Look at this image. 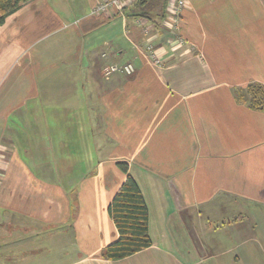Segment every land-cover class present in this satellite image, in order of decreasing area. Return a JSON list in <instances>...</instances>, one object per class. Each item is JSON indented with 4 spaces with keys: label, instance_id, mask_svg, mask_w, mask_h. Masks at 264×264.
<instances>
[{
    "label": "crops",
    "instance_id": "crops-1",
    "mask_svg": "<svg viewBox=\"0 0 264 264\" xmlns=\"http://www.w3.org/2000/svg\"><path fill=\"white\" fill-rule=\"evenodd\" d=\"M101 1L31 0L0 25L2 264H264V111L247 103L264 0H187L176 28L165 0ZM119 161L152 245L108 260Z\"/></svg>",
    "mask_w": 264,
    "mask_h": 264
},
{
    "label": "trees",
    "instance_id": "trees-1",
    "mask_svg": "<svg viewBox=\"0 0 264 264\" xmlns=\"http://www.w3.org/2000/svg\"><path fill=\"white\" fill-rule=\"evenodd\" d=\"M31 0H0V25L6 18ZM166 6L168 0H165ZM167 11V10H166ZM249 107L264 111V84L251 82L247 86ZM119 168L127 174L115 194L108 211L119 232L118 239L103 248L101 256L120 260L152 245L149 234V210L137 181L129 173V164L119 161Z\"/></svg>",
    "mask_w": 264,
    "mask_h": 264
},
{
    "label": "built area",
    "instance_id": "built-area-1",
    "mask_svg": "<svg viewBox=\"0 0 264 264\" xmlns=\"http://www.w3.org/2000/svg\"><path fill=\"white\" fill-rule=\"evenodd\" d=\"M134 0H103L99 2L92 10L93 14L107 12L111 9H116L118 12H122L124 8H126L130 2ZM187 4V0H168L167 5V18L166 25L171 26L172 28H176L179 25L181 13ZM145 33L148 36L149 29L146 28ZM146 50L151 52L154 55L156 62H159V59L156 56V51H154L153 43L149 42L146 38ZM147 51V52H148ZM136 68L132 62H126L124 64L119 63H110L104 69V75L108 78L113 73L122 72L125 75H133L135 73Z\"/></svg>",
    "mask_w": 264,
    "mask_h": 264
},
{
    "label": "rangeland",
    "instance_id": "rangeland-1",
    "mask_svg": "<svg viewBox=\"0 0 264 264\" xmlns=\"http://www.w3.org/2000/svg\"><path fill=\"white\" fill-rule=\"evenodd\" d=\"M64 1H65L66 3H68L69 0H64ZM65 6H66V7H70V8H71V7L74 8V7H75V3L72 5V2H70V5H69V4H65ZM70 12H72V9H70ZM73 12H74V11H73ZM165 26H168V25H166V23H165ZM168 27H171V26H168ZM118 73H122V72H118ZM122 74H124V73H122ZM0 263L2 264V260H0Z\"/></svg>",
    "mask_w": 264,
    "mask_h": 264
}]
</instances>
